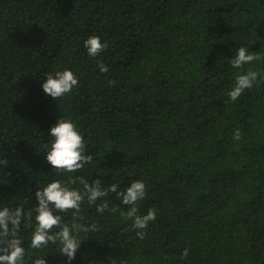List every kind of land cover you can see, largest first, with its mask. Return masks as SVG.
<instances>
[{"label":"trees","instance_id":"16d2710c","mask_svg":"<svg viewBox=\"0 0 264 264\" xmlns=\"http://www.w3.org/2000/svg\"><path fill=\"white\" fill-rule=\"evenodd\" d=\"M90 35L108 45L98 57ZM240 46L264 56V0H0V208H34L38 188L68 175L121 189L143 180L139 212L157 210L145 238L85 202L83 222L100 230L81 233L70 264H264V82L229 100ZM248 67L264 81V60ZM64 69L79 86L55 100L41 85ZM61 116L93 156L73 174L41 149ZM36 252L69 264L57 247L29 249L25 264Z\"/></svg>","mask_w":264,"mask_h":264},{"label":"clouds","instance_id":"9594fccd","mask_svg":"<svg viewBox=\"0 0 264 264\" xmlns=\"http://www.w3.org/2000/svg\"><path fill=\"white\" fill-rule=\"evenodd\" d=\"M87 54L98 57L106 48L107 43L102 42L99 36L90 35L83 41ZM264 60V56L257 52H250L247 46L236 49L229 64L237 69L234 73V84L226 93L231 102L237 101L246 90L258 87L264 81L260 79L261 73L251 67L255 61ZM101 73H106L108 68L98 61ZM41 85L43 92L57 100L71 93L79 86L78 77L70 69L45 73ZM50 139L41 143L45 159L57 173L73 174L82 170L85 165L91 164L93 156L86 152L87 142L83 138L76 123L69 117L61 116L53 127L49 129ZM242 133L239 128L233 132V140L240 141ZM8 160L0 159V167L7 166ZM79 184L80 188L71 187ZM110 194L124 206L110 207L111 201L107 199ZM147 197V185L143 180H132L130 185L121 189L118 183L104 186L101 179H85L83 176L68 175L66 180H52L46 186L38 188L34 193L36 201L34 208L26 209L23 204L0 208V264H25L28 250L57 247L59 253L66 256L70 262L75 259V254L85 238L81 233L98 232L96 223H84L82 205L87 202L89 207L95 206L98 213H119L125 221H131L135 235L143 240L150 223L157 217V210L149 208L140 214V204ZM71 213L69 221H65L64 213ZM30 229V239L22 238V231ZM28 242L27 248L24 246ZM35 258L31 264H47L45 255L34 253ZM188 256V249L182 253V259ZM111 264H116L113 260Z\"/></svg>","mask_w":264,"mask_h":264}]
</instances>
